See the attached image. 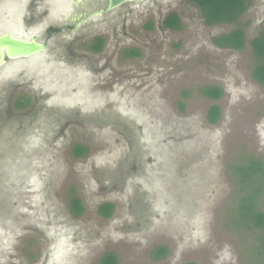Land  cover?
I'll return each mask as SVG.
<instances>
[{
	"label": "rangeland",
	"instance_id": "1",
	"mask_svg": "<svg viewBox=\"0 0 264 264\" xmlns=\"http://www.w3.org/2000/svg\"><path fill=\"white\" fill-rule=\"evenodd\" d=\"M8 1L0 30L41 40L46 25L106 0H35L44 19L31 25L22 22L28 0ZM169 13L180 30L163 28ZM239 21L252 39L264 0ZM92 24L104 30L100 53L70 49L66 34L0 69V264H100L108 253L118 264H242L251 234L230 224V167L264 160V87L251 77L250 47L214 46L234 25H206L186 0L127 3ZM131 50L139 55L124 56ZM204 86L221 87L223 98L201 96ZM20 95L29 107L16 108ZM213 105L221 114L211 124ZM76 145L87 153L75 157ZM72 189L79 217L69 210ZM158 247L167 249L159 260Z\"/></svg>",
	"mask_w": 264,
	"mask_h": 264
},
{
	"label": "trees",
	"instance_id": "2",
	"mask_svg": "<svg viewBox=\"0 0 264 264\" xmlns=\"http://www.w3.org/2000/svg\"><path fill=\"white\" fill-rule=\"evenodd\" d=\"M200 12L203 21L208 26L219 24L234 25V28L226 33L212 38V43L217 48L242 50L249 46L254 57L250 68L251 77L264 87V21L252 39H247L246 28L248 23L241 24L242 16L253 5L255 0H187ZM163 28L178 31L182 24L176 13H169L162 22ZM104 39L96 38L88 49L93 53L102 50ZM136 50L125 51L124 56L136 57ZM201 96L218 101L224 96V91L218 86H204L199 89ZM14 104L17 109L29 107L30 98L20 95ZM220 108L213 105L207 113V120L214 124L220 117ZM75 157H82L87 153V148L76 145L72 151ZM236 182V195L234 198L235 209L230 216V224L242 233H250L251 240L243 243L242 264H264V210L259 208L260 199L264 195V160L249 157L246 161L230 167ZM69 210L73 217L82 215L83 206L80 199L72 189L69 195ZM113 211L112 204H103L99 208V214L110 217ZM247 240V239H246ZM167 249L158 247L153 251V258L162 259ZM118 257L114 253L105 254L100 264H118Z\"/></svg>",
	"mask_w": 264,
	"mask_h": 264
},
{
	"label": "flooded vegetation",
	"instance_id": "3",
	"mask_svg": "<svg viewBox=\"0 0 264 264\" xmlns=\"http://www.w3.org/2000/svg\"><path fill=\"white\" fill-rule=\"evenodd\" d=\"M11 1L13 2L14 0H10L8 2H11ZM42 1H44V0H41V2ZM58 1L60 2L61 0H58ZM86 1L87 0H83L82 3L76 4V0H75L74 4H72V5H73V7H75V6L78 7L79 5H84V3ZM46 2L47 1H44L43 4ZM66 4H68V3H66ZM106 4H107V0L105 1V4L103 6H99V7H95V8L94 7L92 8V6H89L90 10L88 12H86V13L84 12L81 14L75 13V15H73V17L69 18V20L66 21L67 23H61L58 20H56L55 24L46 25L43 28L42 32L40 33L42 35V38H43L41 40L39 39V34L23 37L21 35H18L15 31L10 30V29H6V28H3L0 30V35L8 33V34L15 35V36H17L21 39H25V40L35 38L36 41L39 43H46L47 44V50L46 51H48L51 47L50 44L52 43V40L59 38L63 35L69 34V35L73 36L69 41L70 49H71V44H72L73 47H76V48L78 47L77 50L82 51V50H85L84 48H87V50L90 51L88 49V47L91 44V42H93L96 38L104 39V45L106 42V38L104 37L103 27H100L98 24L97 25L92 24V21L95 18L106 17L107 14H110L111 12L115 11V9L110 11V12L103 13L100 16L92 17L87 21L83 22V20L88 15L94 13L95 11H98L100 9H104L106 7ZM26 6H28L27 9H28L29 14L27 15L26 19L22 20V22L24 21L26 25H31L32 22L37 24L38 23L37 20L41 21L44 19V18L43 19L42 18L37 19L38 15L36 14L35 0H28V3ZM57 8H58V6L56 5L55 9H57ZM84 11H86V10H84ZM43 12L46 15L47 9H44ZM39 15L41 16V13ZM6 19H7V21H9V18H6ZM84 27L88 28V29L85 31H81L80 29H82ZM104 45H103V47H104ZM46 51H44V52H46ZM90 53H93V52L90 51ZM93 54H96V53H93Z\"/></svg>",
	"mask_w": 264,
	"mask_h": 264
},
{
	"label": "water",
	"instance_id": "4",
	"mask_svg": "<svg viewBox=\"0 0 264 264\" xmlns=\"http://www.w3.org/2000/svg\"><path fill=\"white\" fill-rule=\"evenodd\" d=\"M83 0H76V4L82 3ZM146 0H107L106 7L88 15L84 20L87 21L92 17L100 16L103 13L110 12L127 3ZM47 50L46 43H39L35 38L29 40L21 39L8 33L0 35V69L7 65L8 62L30 59Z\"/></svg>",
	"mask_w": 264,
	"mask_h": 264
}]
</instances>
